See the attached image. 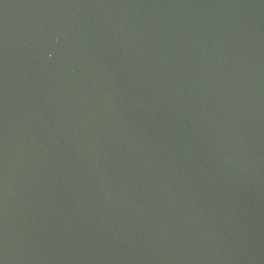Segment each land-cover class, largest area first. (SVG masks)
I'll list each match as a JSON object with an SVG mask.
<instances>
[{
  "label": "water",
  "instance_id": "1",
  "mask_svg": "<svg viewBox=\"0 0 264 264\" xmlns=\"http://www.w3.org/2000/svg\"><path fill=\"white\" fill-rule=\"evenodd\" d=\"M0 264H264V0H0Z\"/></svg>",
  "mask_w": 264,
  "mask_h": 264
}]
</instances>
